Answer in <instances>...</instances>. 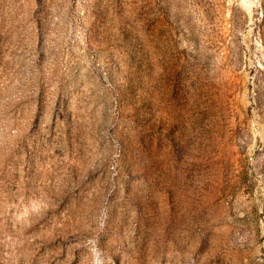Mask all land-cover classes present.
<instances>
[{
    "label": "rangeland",
    "instance_id": "1",
    "mask_svg": "<svg viewBox=\"0 0 264 264\" xmlns=\"http://www.w3.org/2000/svg\"><path fill=\"white\" fill-rule=\"evenodd\" d=\"M0 264H264V0H0Z\"/></svg>",
    "mask_w": 264,
    "mask_h": 264
}]
</instances>
